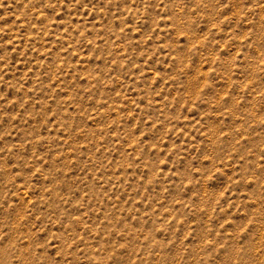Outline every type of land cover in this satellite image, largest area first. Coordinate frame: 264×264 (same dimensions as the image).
<instances>
[{"label":"rangeland","instance_id":"rangeland-1","mask_svg":"<svg viewBox=\"0 0 264 264\" xmlns=\"http://www.w3.org/2000/svg\"><path fill=\"white\" fill-rule=\"evenodd\" d=\"M0 264H264V0H0Z\"/></svg>","mask_w":264,"mask_h":264}]
</instances>
